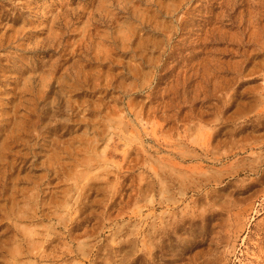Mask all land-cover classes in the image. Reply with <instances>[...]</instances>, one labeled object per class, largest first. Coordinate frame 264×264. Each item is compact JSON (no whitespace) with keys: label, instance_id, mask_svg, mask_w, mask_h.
<instances>
[{"label":"rangeland","instance_id":"374dc122","mask_svg":"<svg viewBox=\"0 0 264 264\" xmlns=\"http://www.w3.org/2000/svg\"><path fill=\"white\" fill-rule=\"evenodd\" d=\"M0 264H264V0H0Z\"/></svg>","mask_w":264,"mask_h":264}]
</instances>
